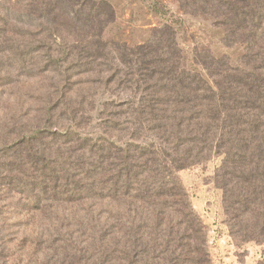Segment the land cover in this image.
I'll return each instance as SVG.
<instances>
[{
	"label": "trees",
	"instance_id": "obj_1",
	"mask_svg": "<svg viewBox=\"0 0 264 264\" xmlns=\"http://www.w3.org/2000/svg\"><path fill=\"white\" fill-rule=\"evenodd\" d=\"M13 1L29 4L25 13L36 25L26 35L34 45L7 36L0 8V72L12 67L3 59L15 56L13 64L27 69L26 57H38L43 72L62 62L77 74L99 75L105 87L127 96L101 126L108 140L74 141L67 131L56 148L57 138L35 130L11 153L4 147L0 158L10 157L9 165L20 172L26 167L32 179L14 176L9 188L24 184L28 198L29 186H37L48 199L101 202L103 216L91 225L94 243L105 247L106 264H135L139 247L145 260L210 264L204 241L189 246L204 235V226L177 172L216 157L213 180L231 227L249 241L264 242V0H182L190 11L216 20L224 42L243 47L244 70L206 66L212 85L180 67L172 42L154 37L134 48L102 45L99 34L112 19V12L101 11L104 0ZM84 1L89 15L77 8ZM54 2L71 5L64 24ZM87 24L92 43L79 39V27ZM112 128L124 140L111 143Z\"/></svg>",
	"mask_w": 264,
	"mask_h": 264
},
{
	"label": "rangeland",
	"instance_id": "obj_2",
	"mask_svg": "<svg viewBox=\"0 0 264 264\" xmlns=\"http://www.w3.org/2000/svg\"><path fill=\"white\" fill-rule=\"evenodd\" d=\"M96 1L100 5L101 0ZM101 3L106 4L102 6L103 13L112 12V19L98 37L109 49L118 45L134 48L149 43L154 37L161 42H172L180 67L201 75L210 85L214 79L207 76L206 66L246 68L242 65L243 47L224 42L225 35L217 27L218 22L190 11L182 0H104ZM27 5L0 0L2 15L7 19V36L19 44L34 45L26 35L34 32L36 25L25 13ZM53 6L62 12L59 23H65L71 5L54 2ZM87 7L84 1L77 8L87 9L85 12L89 15ZM88 26L79 27V39L92 43L93 40L87 39L91 34ZM15 58L3 59L4 64L12 63V67L4 66L0 72V156L5 154L4 147L11 153L15 145L23 143L35 130H44L45 135L57 138L56 148L63 146L61 141L67 131L73 133L70 140L74 141L79 137L87 143L101 137L108 140L101 126L108 121V116L119 112L117 106L127 95L105 87L99 82V75L77 74L62 62L46 73L41 58L26 57L27 69L14 65ZM108 134L111 143L124 140L113 128ZM55 144L51 145L55 147ZM219 161L213 157L177 172L204 226V235L196 236L189 246L201 247L204 241L210 264H264V242L249 241L240 235L225 214L222 191L213 180ZM9 164L10 157L0 158V264H106L105 247L94 243L97 232L91 225L103 216V204L95 200L48 199L39 193L42 190L37 186H29L28 191L33 195L28 198L24 184L13 188L7 185L14 176H20L23 182L31 181L26 167L20 172ZM161 236L165 238V234ZM145 238L148 240L149 236ZM135 249V264H162L157 258L145 260L142 248ZM137 254L141 258H136Z\"/></svg>",
	"mask_w": 264,
	"mask_h": 264
}]
</instances>
